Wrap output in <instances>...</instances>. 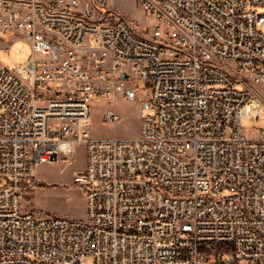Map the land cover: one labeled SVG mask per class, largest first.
Segmentation results:
<instances>
[{"label":"built area","instance_id":"2783aa9c","mask_svg":"<svg viewBox=\"0 0 264 264\" xmlns=\"http://www.w3.org/2000/svg\"><path fill=\"white\" fill-rule=\"evenodd\" d=\"M136 1L150 29L108 0H0L1 47H32L0 66V264H264V0ZM140 84L141 136L93 137L91 100ZM82 143L87 218L25 209Z\"/></svg>","mask_w":264,"mask_h":264},{"label":"rangeland","instance_id":"374dc122","mask_svg":"<svg viewBox=\"0 0 264 264\" xmlns=\"http://www.w3.org/2000/svg\"><path fill=\"white\" fill-rule=\"evenodd\" d=\"M122 17L133 25L150 29L154 18L149 11L144 10L136 0H108ZM84 3V2H82ZM2 41L9 42L8 48L0 45V66L13 69L16 63H25L32 56V47L29 41L20 36L10 40L6 35ZM19 48L26 51L24 57L16 52ZM142 89L135 100L115 98L106 100L103 97H94L91 100L92 125L91 135L96 138H139L142 134L143 108L149 96V87L140 84ZM261 100L263 114L255 120L257 126L264 127V89L255 87ZM108 111L117 113L115 121H105ZM253 121L250 118L243 123L245 132ZM87 166V148L84 143L77 147V156L74 163H69L62 155L56 162L41 163L37 166L36 182L22 193L23 207L32 210L41 216H63L72 219H86V197L84 190L73 183L77 173L83 172ZM92 264V261H89Z\"/></svg>","mask_w":264,"mask_h":264},{"label":"bare ground","instance_id":"6f19581e","mask_svg":"<svg viewBox=\"0 0 264 264\" xmlns=\"http://www.w3.org/2000/svg\"><path fill=\"white\" fill-rule=\"evenodd\" d=\"M259 84L264 85V77H259Z\"/></svg>","mask_w":264,"mask_h":264},{"label":"trees","instance_id":"16d2710c","mask_svg":"<svg viewBox=\"0 0 264 264\" xmlns=\"http://www.w3.org/2000/svg\"><path fill=\"white\" fill-rule=\"evenodd\" d=\"M217 249H223L224 245H216Z\"/></svg>","mask_w":264,"mask_h":264},{"label":"water","instance_id":"95a60500","mask_svg":"<svg viewBox=\"0 0 264 264\" xmlns=\"http://www.w3.org/2000/svg\"><path fill=\"white\" fill-rule=\"evenodd\" d=\"M122 76L126 77L127 75L125 73H123Z\"/></svg>","mask_w":264,"mask_h":264}]
</instances>
